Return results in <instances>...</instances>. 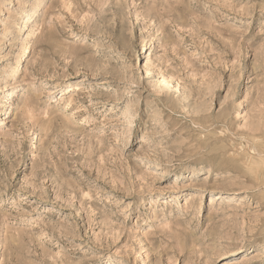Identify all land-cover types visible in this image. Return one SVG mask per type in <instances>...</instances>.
<instances>
[{
  "label": "rangeland",
  "instance_id": "374dc122",
  "mask_svg": "<svg viewBox=\"0 0 264 264\" xmlns=\"http://www.w3.org/2000/svg\"><path fill=\"white\" fill-rule=\"evenodd\" d=\"M39 1L0 0V264H264V0Z\"/></svg>",
  "mask_w": 264,
  "mask_h": 264
},
{
  "label": "bare ground",
  "instance_id": "6f19581e",
  "mask_svg": "<svg viewBox=\"0 0 264 264\" xmlns=\"http://www.w3.org/2000/svg\"><path fill=\"white\" fill-rule=\"evenodd\" d=\"M37 4H39L40 3V1L38 0V2H36ZM28 51V50H27ZM146 51V50H145ZM22 69L20 68V71H21ZM6 75H7V73L6 72H4V73H2L1 74V77H2V80H5L6 79ZM0 77V78H1ZM97 82V81H96ZM97 85V84H96ZM15 89H7V90H5L6 92H13ZM9 94H11V93H9Z\"/></svg>",
  "mask_w": 264,
  "mask_h": 264
}]
</instances>
